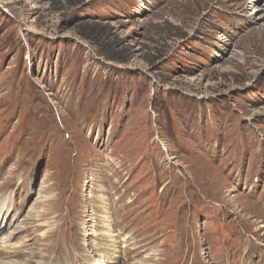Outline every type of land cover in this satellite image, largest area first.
Here are the masks:
<instances>
[{"label":"rangeland","instance_id":"374dc122","mask_svg":"<svg viewBox=\"0 0 264 264\" xmlns=\"http://www.w3.org/2000/svg\"><path fill=\"white\" fill-rule=\"evenodd\" d=\"M256 6L0 0V264H264Z\"/></svg>","mask_w":264,"mask_h":264},{"label":"bare ground","instance_id":"6f19581e","mask_svg":"<svg viewBox=\"0 0 264 264\" xmlns=\"http://www.w3.org/2000/svg\"><path fill=\"white\" fill-rule=\"evenodd\" d=\"M256 1H259V3H263V6L261 7H254L255 10H258V12H262L264 11V0H256ZM264 16V14L262 15ZM106 229H102V230H95L93 233H92V236L93 238L95 239V241L99 240V238L103 237L105 235V231ZM107 234V233H106ZM5 251V250H4ZM11 251V250H9ZM33 255V254H32ZM30 263V262H29Z\"/></svg>","mask_w":264,"mask_h":264}]
</instances>
